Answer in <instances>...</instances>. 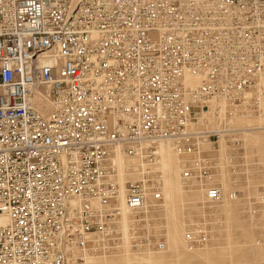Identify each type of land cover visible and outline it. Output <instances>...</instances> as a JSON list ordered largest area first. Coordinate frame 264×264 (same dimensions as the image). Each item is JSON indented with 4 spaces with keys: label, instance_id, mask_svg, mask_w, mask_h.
<instances>
[{
    "label": "built area",
    "instance_id": "obj_1",
    "mask_svg": "<svg viewBox=\"0 0 264 264\" xmlns=\"http://www.w3.org/2000/svg\"><path fill=\"white\" fill-rule=\"evenodd\" d=\"M262 116L264 0H0V264L164 250L159 146L218 202L221 141Z\"/></svg>",
    "mask_w": 264,
    "mask_h": 264
},
{
    "label": "rangeland",
    "instance_id": "obj_2",
    "mask_svg": "<svg viewBox=\"0 0 264 264\" xmlns=\"http://www.w3.org/2000/svg\"><path fill=\"white\" fill-rule=\"evenodd\" d=\"M211 113H202L192 127L202 129L215 124V117ZM204 120L206 123L203 124ZM240 123L243 126L263 124L264 116L245 119ZM167 144L172 147L171 143ZM161 145L158 151L162 160ZM203 146L209 154L210 144L205 143ZM168 147L164 146L163 152L167 150L175 163L172 180L176 182L177 197L173 206L165 197V208L163 206L162 211L158 212L162 215L166 232V248L145 252L130 249L132 254L152 255V263L142 258L125 260L126 249L96 258L97 263L264 264V131L256 127L254 130H244L235 139L226 137L221 141L218 153L220 170L211 180L212 184L221 186L224 193L218 202L207 200L204 190L207 186L181 184L177 158ZM155 215L158 214L155 212Z\"/></svg>",
    "mask_w": 264,
    "mask_h": 264
},
{
    "label": "bare ground",
    "instance_id": "obj_3",
    "mask_svg": "<svg viewBox=\"0 0 264 264\" xmlns=\"http://www.w3.org/2000/svg\"><path fill=\"white\" fill-rule=\"evenodd\" d=\"M37 102H38V107L41 110H43V111H48V110H50L52 108V105L49 102L45 101L43 98H38ZM258 118H261V117H258ZM245 119H250V118L239 117V118L236 119V123L237 124L238 123L241 124L240 121L245 120ZM245 130H254V129H245ZM258 130H260V129H258ZM224 145L226 146V144H223V146ZM164 146H167V147L169 146L171 151H172V153L177 158V163H178V171H177V173H178V175L180 174L179 175L180 182L183 185V182H182V179H181V168H180V165H179L178 156L176 155L175 151L172 149L171 145L167 144V143H162V145H161V157H162L161 168H162V171L164 173V176H163V194H164V198L166 197L167 201L169 203H171V205L173 206V204H174L173 201L177 197L176 196L177 195L176 194L177 193V189H176V186H175L176 182L174 180H172V171L175 170V163L171 160L169 152L167 150H164V152H163V147ZM163 154H164V156H163ZM117 162H118L119 167L121 169L120 181H121V184H122V188L124 190L125 182L128 179H135V177L131 176V175H128L126 173L125 168H124L125 160H124L122 154H118ZM165 171L169 174L168 178H166V172ZM165 178H166V181H165ZM165 182H166V187H165ZM164 189H165V193H164ZM166 199H165V202H166ZM122 201H124V199ZM165 202L163 203L164 208H165ZM7 222H8V218L6 216H0V224H4V223H7ZM121 226H122V229H123L124 233L127 235L128 234V230H129V215H128V212L126 210L123 212V215L121 217ZM127 246H128V244H127ZM160 251H162V250H160ZM126 252H127V254L124 255V256H126L125 260H127V261H132V260L134 261L137 258H142V259H146L148 262L152 263V260H153V256L152 255H148L147 256V255H144V254H137V253H133L132 254L130 252L129 248H126L125 253ZM105 256H107V255H105ZM100 257H103V256H87V257H85L83 259V261L81 263L88 264V261H89V264H98L97 261H96V258H100ZM81 263H77V264H81Z\"/></svg>",
    "mask_w": 264,
    "mask_h": 264
}]
</instances>
